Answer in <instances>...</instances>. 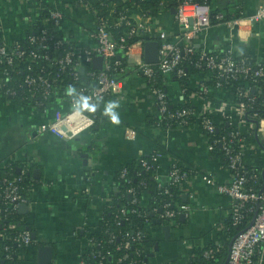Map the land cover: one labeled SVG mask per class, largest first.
I'll return each instance as SVG.
<instances>
[{
  "label": "crops",
  "instance_id": "1",
  "mask_svg": "<svg viewBox=\"0 0 264 264\" xmlns=\"http://www.w3.org/2000/svg\"><path fill=\"white\" fill-rule=\"evenodd\" d=\"M263 3L264 0H242L243 14H251ZM130 12L137 21L145 23L142 35L147 39L157 38L159 30L166 31L173 39L180 31L172 9L164 8L147 20L140 9L131 8ZM33 13L24 0H0L2 37L8 42L24 37L29 28V15ZM68 14L67 25L73 30L76 42L84 46L96 45L92 34L93 13L78 6L69 9ZM243 26L249 30L245 38L230 37L229 27L222 23L209 27L193 42L196 47H206L209 51L232 44L237 54H249L256 62L264 61V19ZM119 77L122 91L103 99L101 116L96 123L71 138L37 130L41 122L53 116L56 107L68 108L67 102L56 99L43 110L30 102L0 95V166L7 159H14L20 165H27L35 180L25 200L21 201L26 202L27 207L18 206V211L20 220L31 227L37 243L22 251L19 264H80L89 245V232L98 227L106 206L117 191V171L127 162L150 154L158 145L165 148L158 167L161 178H167L174 158H180L201 173H212L219 182L230 181V170L215 151L208 148L199 125L163 132L150 122L156 101L144 77L134 68ZM203 77L201 71L190 76L188 84L192 91ZM166 89L174 103L182 101L178 81L169 80ZM192 95L194 107L200 108L206 103L197 92L193 91ZM211 96L219 107L220 103L225 105L233 100L230 88L212 86ZM112 101L120 105L114 109L120 117L118 125L113 124L104 111ZM216 120L222 121L223 115L219 113ZM126 125L137 129L135 138L125 136ZM241 128L246 134L245 162L263 168L264 138L257 137L248 125ZM87 184L91 185L89 193L83 190ZM179 189L182 202L189 203L191 209L179 220L166 222L157 218L156 223L147 225L151 238L147 264H200L192 262L194 246L222 241L220 224L229 217L233 199L199 174L192 175ZM165 225H169V229L166 230ZM43 247L48 249L43 250Z\"/></svg>",
  "mask_w": 264,
  "mask_h": 264
},
{
  "label": "built area",
  "instance_id": "2",
  "mask_svg": "<svg viewBox=\"0 0 264 264\" xmlns=\"http://www.w3.org/2000/svg\"><path fill=\"white\" fill-rule=\"evenodd\" d=\"M24 1L34 11L33 15H29L28 31L42 10L50 6L45 22H50L54 24V27L61 28L63 36L56 37L52 32L50 33L48 27L43 26L36 33H28L27 31L24 38H27L28 43L31 44L29 46L21 42L20 39L23 37L12 42L6 41L0 31V95L16 98L20 94L19 100L30 102L35 107L43 110H47L49 103L56 99L67 102L68 108L56 107L53 110V116L41 122L37 130L39 132L51 131L68 138L74 137L81 131L93 126L97 121V114L90 113L88 110H91V108L85 107V104L95 107L98 100L122 91V80L119 74L125 70V67L119 58H114L119 51H122L133 62L135 71L144 77L150 91L154 94L160 114L169 119H174L178 123L177 126H170V123H168V126L162 129L159 122L155 125L158 129L167 133L177 127L197 124L202 128L206 136L207 146L211 151L215 150L214 147L217 142H220L225 150L228 160L226 167L231 172L229 182H219L212 173H201L191 164L182 162L180 158H174L167 174L169 183L174 182L178 185L188 183L192 175L199 174L214 185L219 192L233 199L231 213L234 223L242 220L243 209L249 210L253 214L252 219L245 228L241 229L231 239L225 264H264V167L260 169L255 164L245 162L246 134L241 128L248 125L257 137L264 138V114L253 107L255 97L252 95V90L256 87L258 90H264V61L256 62L249 54H237L232 44H228L217 51H209L206 47L197 50L193 42L197 35L209 27L222 23L229 27L230 37H247L249 30H245L243 24H253L256 21L263 20L264 3L248 15L243 14L225 18L224 12L220 11L215 14L217 21H213L210 2L206 0L180 1L172 9L180 31L172 39L166 31L159 30L157 38H155L159 40L158 60L147 62L144 59V43L146 40L139 38L128 42L125 34H121L117 39L110 30L108 21L99 18L97 10L93 9L88 1ZM78 6L88 8L94 15L92 34L97 41L94 46L78 44L74 38L73 30L68 28V10ZM131 8L126 6L123 11H119L115 23L117 25H128V34H142V31L146 29L145 23L137 21L131 15ZM141 14L146 15L143 10ZM96 55L103 57L101 68L94 65ZM40 62H43V68L38 71L36 66ZM186 62L193 64L195 67L204 68L201 71V73H204V77L198 80L196 88L193 90L206 100V103L200 108L194 107L191 103L193 91L189 84H180L183 99L179 103L173 102L165 87L156 84L157 71L163 75H170L175 71L178 77L188 74L185 66ZM86 63L93 65V68L87 71L89 82L76 87L64 83V77L60 76L61 71H67L68 76L77 81ZM56 66L58 72H56V76H52L51 73ZM20 71L23 72L22 76H13V73H19ZM210 78L212 81L209 82ZM212 86L230 88L233 92V100L225 105L220 103L221 107L216 106L211 98ZM69 87L75 89L71 95L67 91ZM186 101L190 103L188 105H177L184 104ZM261 104L264 106V98ZM173 106L175 107L172 108ZM219 113L223 115V120L218 122L216 116ZM223 121L228 124L224 129V133L219 137L211 138V134ZM124 130L125 136L130 139L137 136V129L131 125H126ZM236 143L239 146H236ZM164 152L155 149L151 152L149 159L141 158L142 166L145 169H153L156 178L160 177L158 174L159 160ZM14 162V159H7L2 166H12ZM20 168L22 172L28 170L27 165H22ZM250 169V177L253 178V183L251 182L248 185L249 177L247 173L250 172ZM127 174V168L122 167L120 176L125 178ZM21 178V176L3 177L4 187L0 192V197L5 204L4 211L8 208H17L19 203L25 200L26 195L21 192L18 184V180ZM257 185H260V187H257ZM90 186V184H87L83 188L85 193L90 192ZM128 191L133 194L132 200L136 201L134 187H130ZM168 191L169 186L166 185L165 192ZM190 209L191 205L187 202L179 203L178 207L174 208L171 207V201L168 200L164 202L157 218L161 221L172 222L175 221L177 215H188ZM121 212L125 214L126 207H121ZM10 226L17 229L18 234L15 239L19 246L17 252L20 257L24 249L35 245L37 241L33 236L32 229L22 220L15 219ZM226 229L225 223L220 224L222 241H215L213 242L216 245L215 247L206 248L204 250L205 256H211L221 248L223 241L227 238ZM145 234L146 232L141 228L127 230L124 234L126 239L123 246L129 247L132 241L141 240ZM0 237L7 238L8 236L4 230H0ZM114 237H117V235L112 233V238ZM88 241L89 245L96 243L90 236ZM121 246L118 245V247ZM3 249L7 252L6 257H11L12 246L5 244ZM92 253L94 252H90V254ZM137 254H140V252L137 251ZM126 257L127 253L120 257V260ZM138 261V259H130L129 263L133 264ZM80 262V264H93L91 261H86L83 255ZM147 262L148 257H146L145 263L147 264Z\"/></svg>",
  "mask_w": 264,
  "mask_h": 264
},
{
  "label": "trees",
  "instance_id": "3",
  "mask_svg": "<svg viewBox=\"0 0 264 264\" xmlns=\"http://www.w3.org/2000/svg\"><path fill=\"white\" fill-rule=\"evenodd\" d=\"M88 1L93 9H96L99 18L106 19L110 25V30L114 36L118 39L121 34H125L128 42L135 41L139 38L146 40L147 37L142 34H128L129 28L126 24L115 23L116 17L119 14V11H123L125 7L136 8L143 10L145 12L144 18L150 19L151 15H155L157 12L164 8L173 9L176 7L182 0H85ZM204 1V0H198ZM210 2L213 21H217L215 14L222 11L225 14V18H230L234 16L243 15L242 10V0H206ZM50 6L42 10L39 17L36 18L31 24L28 33H36L38 30L46 26L56 37L63 36V30L61 28L54 27V24L50 22H45V17L49 13ZM44 20V21H43ZM25 45L31 46L28 43L27 38L20 39ZM32 47H34L32 45ZM200 48L197 47V50ZM243 55V54H242ZM114 58H119L122 61V65L125 67V70L121 73L124 75L129 70H133L134 65L129 57L123 54L122 51H119ZM93 66V65H92ZM90 63L85 64V68L80 72V78L75 81L68 76L67 71H61L60 76L64 77V83L70 84L73 87L77 85L84 84L88 81L89 75L87 71L93 67ZM188 74L182 77H178L176 72L173 71L170 75H163L159 71L156 72V84L166 88V83L169 80H176L180 84L188 85V80L193 73H198L204 68L195 67L189 62L185 63ZM43 68V62H40L36 66V70L40 71ZM58 72L57 66L54 67V71L51 73L52 76H56ZM119 74V73H118ZM119 74V75H121ZM23 72L13 73V76H22ZM209 82L212 81L210 78ZM255 84V82L251 81ZM252 95L255 97L253 102V107L259 109L262 114H264V106L261 104L264 98V90H258L254 88L252 90ZM18 100L20 99V94L16 96ZM101 100H98L97 105L94 107V110H88L90 113L97 114V120L101 116ZM190 102L186 101L184 104L177 105H188ZM173 106L172 108H174ZM171 108V107H170ZM171 108V109H172ZM150 122L152 124H159L161 128L168 126H177V122L174 119H169L160 114L157 105L153 114L150 116ZM227 122L223 121L219 124L218 127L211 134V138L219 137L224 133V129L227 126ZM236 146H239L237 143ZM157 150H165L162 145L156 147ZM214 151L217 157L221 160L224 166L228 165V160L226 157L225 150L223 149L220 142H217L214 147ZM151 153L148 155H143L138 158L127 162L122 167H126L128 170L127 177L122 178L120 176L121 168L117 171L116 181H117V191L112 195L110 203L106 206L103 219L101 220L98 228L94 231L89 232V236L96 241L95 244H91L86 248V251L83 253V256L86 261H91L93 264H130V259H138L139 261L133 264H146V257L151 247V238L147 233V225L151 223H156L157 214L160 212V209L163 207L164 202L171 201V207L177 208L179 203H182V196L180 193V185L177 183H169L168 178H156L154 176L153 169H145L142 166L141 158L149 159ZM22 164L17 161L13 163L12 166H0V192L4 187L3 177H18L22 178L18 180V184L21 192L25 193L28 191L29 187L35 181L31 175L30 170L22 172ZM251 168V167H250ZM252 169V168H251ZM248 171L247 175L249 177L248 185L253 183V178L250 177ZM169 186V191L165 192V186ZM134 187L136 190L135 196L137 197L136 201H133V194H131L128 189ZM260 187V185H257ZM121 207H126L125 214L121 212ZM0 230H4L7 238L0 237V264H19L20 257L17 250L19 246L15 237L17 236V229L10 226L11 222L15 219L20 220L21 215L17 208H8L4 211L5 204L0 197ZM243 217L240 222L234 223L233 215L230 212L229 217L225 221L226 225V236L227 238L223 241L222 246L219 250L215 251L211 256H205L204 250L211 246L215 247L216 245L213 242L206 245H196L193 250V263L200 264H224L227 258L228 249L231 239L237 234L241 229L245 228L251 221L253 214L247 210H242ZM180 215H177L175 220H179ZM29 226V225H28ZM30 227V226H29ZM31 228V227H30ZM144 229L146 234L139 241H132L129 247L123 246L124 234L127 230H136ZM112 233L116 234L117 237L112 238ZM5 244H10L12 246L11 257H6V250L3 249ZM36 245V244H35ZM118 245H122L118 247ZM208 246V247H207ZM94 252L90 254V252ZM137 251L140 254H137ZM125 253L127 257L120 260ZM94 254V255H93ZM101 262V263H100Z\"/></svg>",
  "mask_w": 264,
  "mask_h": 264
},
{
  "label": "water",
  "instance_id": "4",
  "mask_svg": "<svg viewBox=\"0 0 264 264\" xmlns=\"http://www.w3.org/2000/svg\"><path fill=\"white\" fill-rule=\"evenodd\" d=\"M158 52H159V40L158 39H147L144 43V59L147 62H156L158 60ZM102 63H103V57L101 55H96L94 57V65L98 68H101ZM19 206L21 209L22 207L26 208L27 203L21 202ZM164 228L166 230L169 229V225H165ZM42 249L47 250L48 247H43Z\"/></svg>",
  "mask_w": 264,
  "mask_h": 264
},
{
  "label": "clouds",
  "instance_id": "5",
  "mask_svg": "<svg viewBox=\"0 0 264 264\" xmlns=\"http://www.w3.org/2000/svg\"><path fill=\"white\" fill-rule=\"evenodd\" d=\"M67 91H68V94L71 95V93L74 92L75 89L72 87H69ZM84 106L91 108V110H94L93 106H88L87 104H85ZM119 107L120 105L118 101H112L109 103V105L104 110L105 113L111 118V122L117 125L120 123V117H119V114L114 111V109L119 108Z\"/></svg>",
  "mask_w": 264,
  "mask_h": 264
}]
</instances>
